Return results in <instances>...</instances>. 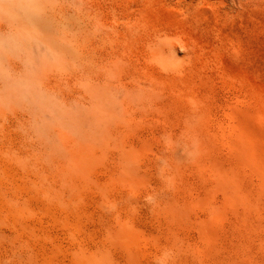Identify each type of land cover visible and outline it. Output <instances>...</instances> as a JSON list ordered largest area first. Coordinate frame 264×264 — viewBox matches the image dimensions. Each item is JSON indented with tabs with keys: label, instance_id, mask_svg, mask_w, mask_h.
<instances>
[{
	"label": "rangeland",
	"instance_id": "1",
	"mask_svg": "<svg viewBox=\"0 0 264 264\" xmlns=\"http://www.w3.org/2000/svg\"><path fill=\"white\" fill-rule=\"evenodd\" d=\"M35 4L29 13L39 33L13 10V2L0 7L1 20L18 23L15 30L0 35V46L8 53L13 39L26 42L38 34L47 36L51 47L60 46L49 56L56 65L51 85L65 98L47 97L28 81L0 74V264H88L86 259L93 260L99 249L109 259L112 256L113 264H264V0H248L244 21L236 18L228 37L202 32L197 36L201 50L193 65L182 61L193 73L184 94L190 96L192 91L200 102L196 106L203 109L206 104L208 110L193 128L184 120L182 106L189 103L180 92L174 93L171 103L160 102L145 89L129 94L112 89L87 103L84 70L113 73L109 38H84L79 27L72 30L70 0H35ZM161 84L168 88L169 80ZM23 105H32L35 111L45 108L46 113L30 119L21 115ZM234 123L236 131L229 128ZM197 127L202 133L196 132ZM241 140L246 142L242 149ZM97 145L96 155L87 161L77 150ZM207 145L213 147L209 152ZM201 155L206 160L201 162ZM231 177L239 180L231 182ZM225 178L230 180L228 195L221 186ZM204 190L212 192L213 203ZM194 197L200 198L199 203ZM194 199L197 204L186 201ZM174 204H184L183 209L179 207L181 217L170 209ZM184 209L195 210L198 216ZM201 221L209 222V231L198 232ZM210 228L218 230L214 233Z\"/></svg>",
	"mask_w": 264,
	"mask_h": 264
},
{
	"label": "bare ground",
	"instance_id": "2",
	"mask_svg": "<svg viewBox=\"0 0 264 264\" xmlns=\"http://www.w3.org/2000/svg\"><path fill=\"white\" fill-rule=\"evenodd\" d=\"M9 2H13L15 4L16 7L13 8V10L15 12L21 14L24 17V19H26L27 22H29V24H31V25L34 24V23H32L33 22L32 20L34 18L33 13H29V11H32V9L35 7V5H36L35 0H0V7L3 4L9 3ZM77 2H78V7L76 9ZM70 4L72 6V8H71V20H70V26H71L72 30H75L76 28L79 27L82 30L81 35L84 38L90 39V37H96V36H100V35H103V36L109 38V48H110V54H111V59H112V63H113V67L111 66V68H113V70H111V71H113V73L110 71L112 74H110L108 72V73H106L107 75H105V73L101 72L100 70L94 72L90 67H88V68H86V70H84V98L86 99V102L91 105L92 103L95 102V100L102 98L105 90H112V89L125 91L128 94L133 93L135 91H140V90L145 89V90L150 91V93L152 95L157 97L160 102L169 101L171 103H172L174 93L180 92L179 94L183 95L186 98L187 102L189 103V104H185L182 106V111L185 114L184 120H185V122H187L188 126L190 125L193 128V125L195 123H198L199 122L198 120L202 119L203 114H205V113L208 114L207 113L208 110L207 111L205 110L207 108L206 104H205L206 108L204 107L205 109L204 108L199 109L196 106L197 102H199V100L196 99V98H198V96L197 97L195 96L196 97L195 98L194 94H192V91H191L190 96L185 95V94H187V92L184 94V89L188 88L191 85V84L190 85L188 84L187 78H189L188 76L192 75L193 73L192 74L190 73V66L184 65L183 64L184 62H182V61L184 59H186V60H188L187 61L188 64L190 62H192L191 65H193L194 59L197 58L196 56H198V52L201 50V46H199L200 41L198 40L199 38L197 39V36L201 35L202 32L208 31L209 33H214L218 37L219 36L220 37L223 36L224 38L228 37L231 34V33H229L228 29L231 28L232 24L234 23V20L237 18L240 22L244 21V15H245V11H246V8L248 5V0H70ZM2 18L3 17L0 16V35H6L18 27V23H15V24H12L10 22L6 23L5 21L1 20ZM13 26H15V28H13ZM33 28H34L33 29L34 32H36V33L40 32V28L38 26H36L35 24L33 25ZM209 36H210V34H209ZM46 37L47 36L38 34L37 36H34V40H30V41L27 40L26 42H24L21 39H16V38L13 39V41H12L13 46L11 47L12 49L10 50L11 54H13V55H8V53L10 51L8 53H6V51L0 46V74H4L7 78H13V79L16 78L19 81L20 80L28 81L34 85L35 90L36 89L40 90V92L43 95H45L47 97H49L51 95H55V96H58L60 98H63V100H64V98H65L64 94L65 93H63L62 91L58 90L57 88H55L54 86L51 85V81L54 79V76H55V74H54L55 69H53V68H55L56 65H55V63H52L51 58L49 56H50V54H53L54 50L57 51V49H60V46L58 48L54 47V46L51 47V45L47 42ZM180 52L183 53L182 59L179 58ZM95 54H97V56H98V53H95ZM15 56H17V57H15ZM26 72L29 73L28 78H25ZM197 77H198V75H197ZM164 79L169 80V87L168 88L161 84L162 81H164ZM192 80H191V82H192ZM207 82H209V81H207ZM2 85H3V80H2V78H0V88L2 87ZM198 85L200 86V84H198ZM198 85L194 84V86H196V87ZM194 86H192V88ZM192 88H191V90H195ZM193 93H195V92H193ZM191 95H193V96H191ZM239 96H237V97H239ZM174 99H175V97H174ZM178 99H180V97L177 98V101H178ZM200 101L202 102V100H200ZM80 102H81V100H80ZM139 103L140 102H137V105H139ZM229 103H230L229 105L232 107V109H234V111H238V109H239L238 106H236L232 102H229ZM179 104L180 103H178V105ZM212 104H213V102H212ZM244 106H245V104H244ZM254 106H256V105H254ZM244 108H246V107H244ZM48 109H50L49 105H47V110ZM20 110H21V115L26 114L30 119L35 114L44 115V113H46L45 108L44 109L39 108L37 111H35V109L32 107V105H29L28 107H26V105H23V107ZM179 110H180V108H179ZM204 110H205V113L203 112ZM163 112H164V110H163ZM210 112L211 111H209V114H210ZM215 113H216V111H215ZM174 114H175V112H174ZM228 114H230V113H228ZM165 120L166 119H164V121ZM205 120H207V119H205ZM177 121H179V119H177ZM206 122H208V121H206ZM165 123H167V121H165ZM208 123H209V125L211 124L210 122H208ZM208 123H206V124H208ZM228 123L230 124L231 122H228ZM213 124H212V126H213ZM183 125H184V122H183ZM60 126H61V124H60ZM165 126H166V124H165ZM190 126H189V128H190ZM201 126H202V124L199 127H201ZM203 126L205 128L207 127V126H205V124ZM184 127H182V129ZM145 128H147V127H144V129ZM164 128H166V127H164ZM229 128L231 130H235L236 124L235 123L231 124V126ZM187 129H188V127H187ZM106 130H107V128H106ZM206 131L209 132L208 134H210L209 130L204 131V129H203V132H206ZM218 131L220 132V130H218ZM54 132H55V130H54ZM196 132L202 133V130L197 127ZM176 133H177V131H176ZM206 134L207 133H205L204 135H206ZM237 134H238L237 132L234 134L235 137ZM34 135L36 136V134H34ZM211 135H212V132H211ZM216 135H217L216 133L213 134L214 137H216ZM228 135L225 137L226 139L229 138L230 135L229 136ZM60 136H62V135H60ZM204 137H208V135L203 136V139H204ZM242 138H245V137H242ZM76 139H77V137H76ZM56 140H54V141H56ZM205 140H207V138ZM205 140H204V142H207V143L209 142V141H205ZM211 140H212V138H211ZM214 140H215V138L213 139V141ZM242 140H241L240 148L242 146H245L244 144H246V142H244ZM49 141H52V140H49ZM231 141H233V140H231ZM228 142H230V141H228ZM242 142H244V143H242ZM53 143H51V144H53ZM209 143H212V141H210ZM47 144H49V143H47ZM203 144H205V143H203ZM210 145H213V144H210ZM249 146H251V145H249ZM249 146H246V147H249ZM71 147H72V145H71ZM98 147H100V145L93 146L90 149H86L84 147H77V150H78V152H80V155H83L85 157V161H87L88 159H90V157H92V155L93 156L96 155ZM207 147H209V145H207ZM246 147H243V151L246 149ZM212 148L210 146L209 148H207L208 151H206V152H209V149L212 150ZM232 148L233 147L231 144L230 150H232ZM50 149L51 148H49L47 150H50ZM61 150H63V149H61ZM247 150L248 149H246V151ZM214 151H215V148H214ZM235 151L237 152L238 150H235ZM68 152H70V149ZM206 152H204V154ZM215 152H214V154L213 153L212 154L214 156L215 155L218 156L217 154H215ZM240 153H242V152H240ZM213 155H209V156L210 157L212 156L211 158L214 159ZM75 156H74V158H75ZM210 157H209V159L211 160ZM218 157H220V156H218ZM218 157H217V159H218ZM204 158L206 160V156H205V157H203L202 160L200 159V161L202 162L204 160ZM58 159H59V157H58ZM209 159H207V160H209ZM167 160H168V158H167ZM220 160L218 161V162H220L218 164L222 165V161H220ZM211 161H213V160H211ZM172 162L174 163L173 160H172ZM238 163H241V162H238ZM67 164H68V162H67ZM69 165H71V164H69ZM165 165L167 166V164H165ZM217 166L218 165L216 163V169H217ZM123 167H124V165H123ZM211 167H213V166H211ZM219 167L221 168L220 165H219ZM198 168H199V165H198ZM176 169L177 168H175V170ZM169 171H171V170H169ZM209 171H211V169ZM141 172H139V173L141 174ZM235 172L238 173V171H235ZM176 173H177V170H176L175 174ZM171 174H173V173H171ZM179 174H180V172H179ZM218 174L216 176L215 175L214 176L216 178H218L219 177ZM234 175H235V173H234ZM234 175L232 174L231 176H234ZM90 176H92V175H90ZM183 176H185V174H183ZM189 177H191V176H189ZM198 177L200 178V176H198ZM228 178H230V175H228ZM228 178H227V180H229ZM232 178H234V177H231V179ZM257 178H259L258 181L260 182V177L258 176ZM234 179L236 181L239 180L236 178H234ZM234 179H232L231 182ZM218 180L216 179V181L215 180H212V181H215L217 183ZM223 180H225V182H226V178ZM227 182L230 183V180ZM227 182L226 183H224V181L221 182V186H222V190L225 191L228 195V192H227L228 189H226L227 188ZM204 183L205 182H203V184ZM233 183H231V185ZM235 184H233V186H235ZM256 184H257V182H256ZM214 185L218 186L217 184H214ZM210 187L212 188V186H210ZM200 188H203V187H200ZM213 188H214V186H213ZM216 188H218V187H216ZM205 189H207V188H205ZM192 190H193V188H192ZM197 190H199V189H197ZM189 191H191V189ZM204 191L205 192H203V194L206 192L208 193V195L212 192H215V194H216V191H213V190H212V192H210L209 190H208L209 192L206 190H204ZM221 191L219 190V193H221ZM185 192H187V189ZM191 193H193V191ZM224 193H221V194H224ZM232 193H234V192H232ZM237 194H239V193H237ZM230 195H231V193H230ZM232 195H235V194H232ZM191 196L189 195V197H191ZM209 196H210L209 201L211 203H213V200H211V199H213L214 196L213 197H211L212 195H209ZM242 196L244 197V195H242ZM197 197H198V195H197ZM197 197H194V198H196V201L198 199ZM239 197H240V195H239ZM252 197H254V196H252ZM185 199H186V197H185ZM199 199H198L197 203H199ZM179 200H177V202ZM182 200L183 199L181 198V201ZM186 201L191 202V203L192 202L195 203V199H194V201L193 200H191V201L186 200ZM177 202H175V204H178ZM255 202H256V200H255ZM194 203H192V204H194ZM197 203H195V204H197ZM206 203H205V205H206ZM240 203H241V199H240ZM175 204L172 205L170 208V209L173 208L175 211H172V210H170V211H172L173 213L175 212L176 214L179 213L177 215H180L181 211H180L179 207L181 206V204L179 205V207H178V205H175ZM184 204H185V200H184ZM184 204H182V206ZM218 204H216L215 207L221 206V204L219 206H218ZM241 204L244 205L245 203L243 202ZM249 204L251 205L252 208H253V206H255V205L252 206L253 203H249ZM182 206L180 207L181 209L184 208V206H183V208H182ZM200 206H201V204H198L197 209H200ZM245 206H246V204L244 205V207ZM188 207L190 209V206H187V208ZM192 208H193V206H191V209ZM202 208L200 209V211L202 210ZM189 209H187V210L184 209V210L189 212V213H191L192 211L193 212L195 211V210H189ZM249 209L251 210V208H249ZM250 210H248V211H250ZM212 212L209 215H211V216H212V214L215 215L214 210ZM182 213L184 214V212H182ZM186 213H185V216H188V215H186ZM195 213H196V211L194 212V214ZM216 213H217V211H216ZM196 214L198 216V212ZM189 215H191V214H189ZM216 215L219 216V214H216ZM180 217H181V215H180ZM182 217L184 218L183 215H182ZM187 218H189V217H187ZM197 218H199V217H197ZM209 218L212 219L211 217H209ZM201 219H203V218H201ZM188 221H189V219H188ZM208 221L210 222L211 220H208ZM204 222H207V221H204ZM204 222L201 221V224H198V225H201V226H199L201 228L198 229V232L200 229H201L200 231H202V230L209 231L208 230L209 228L207 227V224L209 222L207 224H204ZM213 227H214V225H213ZM215 227H217V226H215ZM210 230H212V229L210 228ZM215 230H218V229H215ZM215 230H212V231L214 232ZM212 231H211V233H212ZM220 231H221V229H219L218 232H220ZM201 233H203V231ZM207 233L209 234L210 232H207ZM220 233H218V234H220ZM171 234H173V233H171ZM174 234H175V232H174ZM218 234H217V236H218ZM199 235H202V234H199ZM206 235L207 234L203 235L202 238ZM221 236H222V234H221ZM212 237H214V236H212ZM126 238H127V236H126ZM182 240H184V239H182ZM177 243H179V242H177ZM214 244L215 243H213V244L210 243V246H212ZM176 245H178V244H176ZM177 247H179V246H177ZM200 247H201V245H200ZM131 248L134 249L136 247L134 246V248L133 247H131ZM137 248H138V246H137ZM183 248H185V247H183ZM208 249H210V248H208V246H207L206 250H208ZM208 251H210V250H208ZM130 252L133 253V255H135L134 252H132V251H130ZM207 254H208V252H207ZM211 255H212V253H211ZM84 256H85V254H84ZM193 256H194V254H193ZM111 258H112V256H111ZM89 259H86L89 261V262L87 261L88 264H113V262L111 263V260L104 253L103 249L98 250V252L95 255L93 260L91 259V261H90ZM86 260H85V262H86ZM81 263H82V261H81Z\"/></svg>",
	"mask_w": 264,
	"mask_h": 264
}]
</instances>
